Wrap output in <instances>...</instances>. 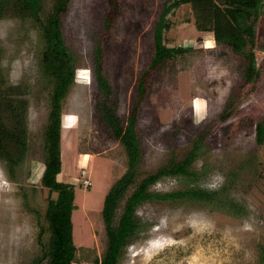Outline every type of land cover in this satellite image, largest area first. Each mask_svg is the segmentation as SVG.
Instances as JSON below:
<instances>
[{
  "label": "rangeland",
  "instance_id": "1",
  "mask_svg": "<svg viewBox=\"0 0 264 264\" xmlns=\"http://www.w3.org/2000/svg\"><path fill=\"white\" fill-rule=\"evenodd\" d=\"M122 1L103 42V61L118 95L117 113L126 119L136 81L152 58V33L166 0ZM106 4V0H72L65 16V35L77 58L76 81L63 102L62 167L56 178L75 187L74 243L95 249L100 257L107 245L104 198L128 164L124 147L103 130L96 114L99 91L93 74V41L101 30ZM192 16L189 5L172 16L169 45L193 50L157 70L138 120L142 162L134 182L124 190L115 219L135 186L170 159L172 138L180 162L205 130L202 156L194 164L201 175L190 186L219 189L237 174L228 197L243 205L244 212L190 199L144 202L137 214L145 230L125 248L119 264H260L264 145L256 144L255 126L264 118V72L261 80L244 90L234 116L221 121L232 91L241 82L242 63L229 48L215 44L211 32H199ZM0 48L5 80L25 88L29 99L26 161L14 178L0 161V264H29L40 251L38 238L49 196L42 184L49 91L41 80V45L31 22L0 20ZM255 57L264 70V8ZM185 187L184 180L165 177L149 191L171 194Z\"/></svg>",
  "mask_w": 264,
  "mask_h": 264
},
{
  "label": "trees",
  "instance_id": "2",
  "mask_svg": "<svg viewBox=\"0 0 264 264\" xmlns=\"http://www.w3.org/2000/svg\"><path fill=\"white\" fill-rule=\"evenodd\" d=\"M101 30L94 37V78L99 91L96 114L100 126L124 147L128 164L122 177L113 184L104 198L102 219L107 245L101 255L89 247H77L73 236V213L77 209L76 193L72 184L56 181L61 172V132L63 102L76 81L77 58L65 35V16L72 0H0V20L6 17L31 22L40 42L39 72L49 91L50 110L44 130V173L42 184L48 188V204L41 225L38 244L40 251L29 264H119L125 248L136 240L146 225L137 214L144 202L152 200L193 202L243 213V205L228 197L237 174L219 189L192 187L200 178L194 164L202 156L207 130L194 139L186 157L178 162L175 139L170 140V159L157 172L148 175L127 197L122 213L116 220L118 204L124 190L134 182L142 162V146L138 120L147 103L157 70L164 64L184 57L192 47L170 46L167 33L173 27L172 16L189 5L193 24L199 32H211L217 45L229 48L242 63L239 86L229 97L221 121L236 113L244 90L261 80L263 68L257 64V27L263 14L264 0H166L152 33L153 53L149 65L136 81L129 114L126 119L117 113L118 95L111 86L103 61V42L123 6L122 0H106ZM186 22H188L186 20ZM0 48V61H1ZM29 99L25 88L8 85L0 67V161L6 163L8 174L14 178L29 152ZM257 146L264 145V118L255 126ZM165 177L184 180L186 187L171 194L151 193L150 188ZM89 187V186H88ZM260 264H264V248H260Z\"/></svg>",
  "mask_w": 264,
  "mask_h": 264
}]
</instances>
